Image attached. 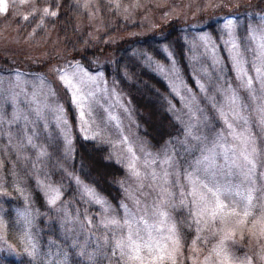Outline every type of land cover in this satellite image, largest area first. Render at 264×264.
I'll use <instances>...</instances> for the list:
<instances>
[{
  "label": "rangeland",
  "instance_id": "374dc122",
  "mask_svg": "<svg viewBox=\"0 0 264 264\" xmlns=\"http://www.w3.org/2000/svg\"><path fill=\"white\" fill-rule=\"evenodd\" d=\"M50 1L4 0V11H0V51L7 57L4 62L0 59V159L8 163L12 185L23 199L19 213L24 250L16 251L0 220V256L18 259L20 252L38 254V229L45 235L47 264L53 260L54 264H64L70 253L78 264H117L120 253L115 244L124 230L104 227L103 221L105 216L120 219L134 213L138 220L143 217L146 223L156 225L165 236L169 235L167 227L174 226L173 239L167 241L171 258L160 264H219L218 247L227 252L229 264H248L249 259L252 264H264V237L260 234L264 225L254 226V217L264 212V198L248 218L239 209L238 215L229 209L215 219L197 217L192 198L184 195L187 182L182 176H169L166 194L158 186H150V177L145 178V173L160 170L159 160L150 168L144 167L149 153L161 158L165 152L179 153L176 159L187 162L199 156L195 140L189 144L194 155L184 151L188 126L201 137L227 133L221 108L225 112L235 108L239 116L235 120L229 116V122L237 132H246L255 140L258 153L264 149V120L258 110L264 106V85L256 72L257 67L264 71L257 55V44L264 43V0H69L73 12L66 20L58 19L59 7L52 11ZM55 3L59 5L60 0ZM167 20L181 23L185 61L194 87L185 83L169 51L164 50L166 64L148 58L150 69L167 84L172 97L167 110L183 132L176 147L154 152L137 134L126 95L101 70H87L73 58L75 53L64 48L66 38L56 24L60 21L61 26L69 27V39L87 44L128 35L143 37ZM113 29L120 36L110 37L107 30ZM236 52L247 73L244 79H252L255 91L241 83L233 59ZM233 95L238 98L236 105L229 103ZM66 103L73 121L66 113ZM76 139L107 146L123 169L124 177L117 183L122 193L118 210L72 173ZM228 139L231 141V136ZM132 165L141 172L140 178L133 175ZM28 176L42 196L43 209L31 201L24 180ZM2 185L0 165V191ZM84 186L103 204L90 200ZM57 193L58 198L51 203V196ZM224 201L235 205L232 197ZM157 205L166 213L164 224L159 223L163 218L154 214ZM179 222L193 233L188 246L179 237ZM139 228L143 234V225ZM143 255L147 257V253Z\"/></svg>",
  "mask_w": 264,
  "mask_h": 264
},
{
  "label": "trees",
  "instance_id": "16d2710c",
  "mask_svg": "<svg viewBox=\"0 0 264 264\" xmlns=\"http://www.w3.org/2000/svg\"><path fill=\"white\" fill-rule=\"evenodd\" d=\"M57 6L60 12L58 19L66 20V17L73 12L69 0H60L59 5L55 3V0L50 1L52 11ZM60 21L56 25L60 27L62 38H66L64 48L70 53H75L73 58L87 70H101L105 78L114 81L119 90L126 95L134 111L137 134L146 142L147 148L159 152L165 146L176 147L177 139L183 135L182 128L167 110V104L172 99L167 84L150 69L148 58L166 64L164 50L169 51L177 60L185 83L190 88L194 87L185 61V43L181 23L178 20H167L160 23L153 33L143 37L128 35L107 42L100 39L97 42H88L87 45L82 40L69 39V27L61 26ZM70 26L74 36L79 39L71 21ZM107 31L110 37L120 36L115 29ZM1 58L3 62L7 60L3 51H0ZM65 108L68 117L73 121L72 110L68 103ZM74 145L75 158L71 166L72 173L105 198L114 210H118L122 193L117 183L123 179L124 171L111 157L109 148L98 142L81 139H76ZM0 160L3 176L0 191V220L8 241L15 245L16 251H24L21 244L23 229L19 213L23 206V199L12 185V173L9 172L8 163L3 158ZM24 180L32 197L31 201L39 209H43L42 196L32 179L28 176ZM41 222L42 220L38 222L39 226ZM178 226L179 237L183 244L188 246L193 233L181 222ZM36 233L38 254L33 256L20 252L18 259L1 255L0 264H47L46 253L49 251L47 247L45 248V235L38 229L35 230ZM62 247L64 250V245ZM54 262L53 260L50 264ZM64 264H78V260L73 257V253H70L64 260Z\"/></svg>",
  "mask_w": 264,
  "mask_h": 264
},
{
  "label": "snow or ice",
  "instance_id": "6c2138e0",
  "mask_svg": "<svg viewBox=\"0 0 264 264\" xmlns=\"http://www.w3.org/2000/svg\"><path fill=\"white\" fill-rule=\"evenodd\" d=\"M4 8V0H0V11H4ZM45 14H47V9H45ZM52 15H55V13H52ZM228 25H231V21L228 22ZM261 39H264V37H261ZM257 50V55L261 59L262 65H264V43H258ZM233 59L235 60V66L240 71L241 83L249 91H255L251 87L252 79L248 78L247 81L244 79L247 73L244 72L241 66L240 53L236 52ZM256 72L259 75V83L264 85V71L257 67ZM64 79L68 81L69 85H73L72 79L67 76ZM74 102L77 101L74 100ZM237 102L238 98L234 95L229 98L230 104L236 105ZM258 110L262 114V120H264V106H261ZM221 116L228 131L227 133H218L214 138L201 137L193 131L192 125L188 126L186 140L182 142L184 151L194 155L189 144L190 141L195 140L197 141L195 150L200 152V155L190 162L183 160V158L178 161L176 156L179 153L173 155L165 152L162 158L153 156L151 153L147 154L144 167L150 168L152 164L159 160L160 170L145 173V178L150 177V186H158L161 192L167 194L169 176L176 175L178 178L182 176L183 180L187 182L184 195L192 198L190 203L196 207L197 211L194 215L197 217L207 215L215 219L229 209H231V214L238 215L239 209L242 210L243 216L248 218L253 216V209L264 198V183H260L264 181V149H261L258 153L255 140L246 132H237L232 123L229 122V116L233 120L239 116L235 108H232L230 112H225L221 108ZM229 136L232 138L231 141L228 139ZM201 143L203 146H201ZM185 163H187V167H184ZM258 164L260 165L259 171H257ZM131 171L136 177H141V172L136 169L135 165H132ZM228 177H232V179H227ZM175 184L176 182L173 181L172 186H175ZM83 191L90 200L103 204L92 189L84 186ZM225 197H232L235 200V205L226 204ZM57 198L58 193L51 196L50 202L55 203ZM161 202H163V199ZM181 202L184 203V201ZM261 207H264V205H261ZM105 211H107L106 208ZM154 214L163 218L160 219V224L165 223L166 213L160 211L158 205L154 209ZM197 223H199V219H197ZM141 224L143 225V234H141L139 228ZM103 225L104 227H118L124 230L115 244L120 253L117 264H120V261H124V264H160L165 259L171 258L167 241L172 240L174 236V226L172 225L167 227L169 235L165 236L156 225L146 223L143 217L138 220L134 213H128L120 219L105 216ZM255 225H264V212L254 217ZM134 226L136 227L135 231H133ZM154 232L159 233V236L154 235ZM260 234L264 237V227L260 229ZM144 253H147V257L143 255ZM216 255L222 257L219 264H229V256L222 247H218ZM248 264H252L250 259Z\"/></svg>",
  "mask_w": 264,
  "mask_h": 264
}]
</instances>
